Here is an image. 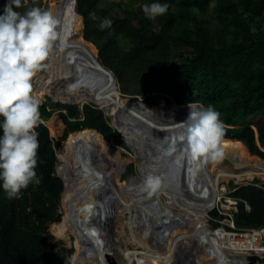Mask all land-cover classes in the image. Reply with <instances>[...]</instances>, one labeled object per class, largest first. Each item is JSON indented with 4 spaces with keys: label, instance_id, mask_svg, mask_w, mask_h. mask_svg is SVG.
I'll use <instances>...</instances> for the list:
<instances>
[{
    "label": "trees",
    "instance_id": "1",
    "mask_svg": "<svg viewBox=\"0 0 264 264\" xmlns=\"http://www.w3.org/2000/svg\"><path fill=\"white\" fill-rule=\"evenodd\" d=\"M8 2L0 0V15ZM134 3L138 7H130ZM148 3L167 4L168 10L149 19L142 9ZM53 4L63 42L54 46L47 73L34 77L33 92L39 100L45 93L62 102L118 93L111 78L98 70L103 67L113 73L119 90L130 93L126 85L131 82V94L151 93L149 98L164 100V109L188 102L211 105L225 125L224 151L236 152L231 177L249 175L264 181V0H53ZM41 5L42 0H21V7L14 10L23 14ZM90 12L99 19H90ZM105 18L112 26L102 30L99 24ZM119 98L110 112L116 118L129 105L128 99ZM93 103L40 105L41 117L48 120L40 121L36 129L40 147L35 170L41 182L30 183L19 198L8 199L0 181V264H68L73 249L57 250L48 230L49 222L61 218L63 179L56 172V140L85 128L96 129L107 141L121 134L104 109ZM231 195L239 199L234 213L238 227L264 224V183L236 185ZM212 216H219L218 211Z\"/></svg>",
    "mask_w": 264,
    "mask_h": 264
},
{
    "label": "bare ground",
    "instance_id": "2",
    "mask_svg": "<svg viewBox=\"0 0 264 264\" xmlns=\"http://www.w3.org/2000/svg\"><path fill=\"white\" fill-rule=\"evenodd\" d=\"M147 109L148 106L141 113L129 104L124 112H132L130 114L134 118L144 117L149 114ZM156 110L153 107V111ZM181 110L183 112H176L188 115L189 105ZM184 122L178 120L167 129L182 133ZM130 144L136 157L142 154L140 146L133 142ZM64 148V152L59 154L61 163L58 169L66 184L63 192L65 212L60 221L51 223V228L55 236L67 242H71L70 232L77 234L73 264H107L113 254L116 264H146L148 261L182 264L179 258L180 252L184 251L191 253L184 264H193L197 258L196 250L200 251V264L201 261L204 264H258L251 263L247 256V241H237L222 226L209 228L208 219L203 217L204 212L207 210L208 214V209L216 203H212L213 189L224 181L218 162L197 161L186 165V169L184 164L177 162V176L174 178H169L163 170H153L148 163L143 164L142 176L151 173L160 176L163 183L159 192L148 196L140 191L143 179L135 176L122 182L116 180L117 175L123 172L126 160L121 159L119 152L99 131L85 128L72 132L65 140ZM227 155L229 152L224 154L229 160ZM172 158L180 160L176 156ZM162 194L169 201L173 199L171 202L174 204L177 200L186 210L177 211L171 204L159 201ZM110 199L112 212H108ZM126 207L129 213L124 217L122 211ZM121 220L129 226L131 235L128 239L133 241V245L142 247L131 255L128 254L129 249L119 242L121 231L117 228Z\"/></svg>",
    "mask_w": 264,
    "mask_h": 264
},
{
    "label": "clouds",
    "instance_id": "3",
    "mask_svg": "<svg viewBox=\"0 0 264 264\" xmlns=\"http://www.w3.org/2000/svg\"><path fill=\"white\" fill-rule=\"evenodd\" d=\"M19 7L21 0H9L0 15V181L8 199L19 198L21 190L30 183L41 182L35 170L41 101L33 92L32 81L47 66L56 43L63 42L58 31L60 22L51 11L33 7L21 14L14 10ZM142 9L149 19H155L167 12L168 5L145 4ZM89 18L99 19L95 12H90ZM111 26L112 21L107 18L99 24L102 30ZM189 108L179 137L184 143V155L193 162L222 160L225 125L220 113L211 105L198 108L189 104ZM168 151L174 148L170 146ZM162 186L161 177L149 173L141 181L140 191L152 196Z\"/></svg>",
    "mask_w": 264,
    "mask_h": 264
},
{
    "label": "rangeland",
    "instance_id": "4",
    "mask_svg": "<svg viewBox=\"0 0 264 264\" xmlns=\"http://www.w3.org/2000/svg\"><path fill=\"white\" fill-rule=\"evenodd\" d=\"M112 1H117V0H112ZM26 3L27 2H25L24 4H26ZM151 4L152 3H148V5H151ZM131 6L138 7V3H134V4L130 5V7ZM39 8L42 11H46V9H48V11L52 12L54 10V8H55V4H53V0H42V5ZM123 45L128 47V44H123ZM46 64H47V61H46ZM47 69H48V65L42 71H40L39 73L44 75L45 73H47ZM101 69L102 68H99L98 70H101ZM32 83H33V89H34L35 86H36L35 78L33 79ZM118 87H119V85H118ZM126 88L129 89L130 93L122 92L118 88V91H119L118 93H114L111 96H106V97L100 98V99L99 98H95L93 96H87L86 95V99L89 100V101H84V102H88V103L95 102L97 104H95V103H93V104L101 105L104 109H107V111H109L108 115L106 114L109 117H111L110 112L112 111V107L114 106L115 102H117V99L119 97H123V98H126L128 100H135V97H136L137 99H140L141 101H143L147 105L155 107V108L162 107V105L164 104V100L161 99V98H156V99L149 98L148 96L151 93H145V94H135L134 93V94H131L132 91L134 92V89L132 88V83L131 82L128 83V85H126ZM153 94H155V93H153ZM40 101H41V104L42 103H46L47 105H50V103H52V102L63 103V102H61L59 100H54L53 97L51 95L47 94V93L42 95V99H40ZM91 101H93V102H91ZM72 104H78L79 107H82V102H75V103H72ZM40 121L41 122L44 121L45 123H48V120H44L42 117H41ZM68 136H67V138H68ZM67 138L65 140H67ZM119 140H121V142ZM58 141H60V139L56 140V152H57V158H58L57 162H58V168H59L60 167V163H61V159L59 157V154L64 152L65 148H64V143H62V144H60L58 146V144H57ZM108 142L110 143L111 147L114 150L119 152V155H120L121 159L126 160L123 172L120 173L119 175H117L116 180L118 182H120V181L122 182L123 179H129L130 177H133L135 175H139L140 178L143 179L145 176H142L141 173L139 172L137 157L135 156L134 151L125 143L124 138L121 136V134L118 137H113L111 139V141H108ZM228 152H229V155H227V157L229 156L228 159L230 160V162H227V159H225V156L223 157L222 160L218 161L219 173H220V176L224 179V181L219 182V184L215 187V189H213L212 203L214 201H217V195L219 193L220 187L225 186V188L229 192V191L233 190L236 187V185L247 184V183L251 182L252 180H256V184H258V185L264 183V181H262L259 177H256V176L255 177H251V176L247 175V176H244L242 178H232L231 177L232 172L236 171V167H235V164H234V160H235V157H236V152L233 151V150H227V151H224V154H227ZM251 154L252 155H256V154H253V153H251ZM256 156H258V155H256ZM262 159H264V158H262ZM120 177H121V179H120ZM250 178H252V179H250ZM63 199H64V196H63V194H61L60 203H59V207H58V212L59 211L61 212L60 213L61 219H62V217L64 215V212H65ZM158 200L161 201V202H164V203L171 204L173 206V208L176 209L177 211H185L186 210V207H184L182 204H180L177 200H176V204H174V202H171V201H173V199L171 201H169V198L167 199L166 195H164V194L159 195ZM212 203L210 205H212ZM112 204H113L112 203V199H110L109 200L108 212L113 209ZM227 209H228V207H225V209H223V210L221 209V210H222L223 213H226ZM128 210H129V208L126 207L122 211V215L124 217H126L128 215V213H129ZM213 210H215V208H212L208 212V214H207V210H206L204 212V216L203 217L206 220L208 219L207 220V224L209 225V228L210 227L218 228L219 225L214 226L213 222H212V221H214L212 219V211ZM51 223L52 222L48 223V230L53 235L54 241H56V243H57L56 244V249L60 250V248L62 246H65L67 248H72L73 252L71 254H69V256L67 257V262H68V264H73L72 262L74 260V253H75L76 245H77L76 241L78 239L77 238V234L70 232L69 234H70L71 242H67V240L55 236V234L53 233L52 228H51ZM223 225H225V224L224 223L221 224L220 227L223 226ZM117 230L119 232L121 231L120 237H119V242L121 243L122 246H124V248L129 249L128 250V254L131 255L136 250H141L142 249V247L140 245H133V243H132L133 241L128 239V236L131 235V233L129 231V226L127 225V222H125L124 220L123 221L121 220L120 221V225L117 228ZM122 232H123V234H122ZM181 233L184 234L182 231H181ZM187 239H188V237H187ZM191 244H192V242H191ZM191 244H190V247L192 248L193 245H191ZM189 251L191 252L192 250H189ZM190 254L191 253H189L187 251H184V253L180 252V258H179L180 263L184 264V262H186L187 258L190 257ZM195 255H196L195 257H197V258H196V260L194 258L195 262L193 264H200L199 263V258H198V256L200 255V251L196 250L195 251ZM113 256H114V254H113ZM113 256L112 257L110 256V259L107 260V264H116L117 261H115ZM146 264H156V263L154 261H148ZM159 264H172V262L168 263V262L163 261V262H160ZM201 264H204V263H202V261H201Z\"/></svg>",
    "mask_w": 264,
    "mask_h": 264
},
{
    "label": "water",
    "instance_id": "5",
    "mask_svg": "<svg viewBox=\"0 0 264 264\" xmlns=\"http://www.w3.org/2000/svg\"><path fill=\"white\" fill-rule=\"evenodd\" d=\"M102 71L108 75L111 80L114 88H118L117 80L113 73L103 67H101ZM62 102V101H61ZM63 103H75V102H63ZM128 104H131L135 109H138L141 113H144L143 109L145 107H149L147 109V113L143 115L144 117L138 116L134 118V115L131 116L132 112H122L120 111L117 115V118L111 114L110 120L111 124L121 133V136L124 138L125 143L135 151L134 147L130 144L131 142L140 146L143 150L142 154L137 155L138 160V169L139 172L142 173V165L148 163L152 169L163 170L164 173L168 175L169 178H174L177 176V162L181 165L184 164V169L190 164H193V161L190 160L183 153L184 145L183 141L180 140L181 131H172L167 128L172 124L176 123L178 120L185 121L188 115L178 114L176 111L183 112L181 108L185 105H193L196 107H204L201 103H181L174 104L170 109H163L162 107H158L156 112L153 111V107L147 105L140 99L136 100H128ZM84 103H82V106ZM99 107L103 108L101 105ZM105 113L108 115L109 111L104 109ZM187 111V110H186ZM132 113V114H130ZM147 117V119L145 118ZM93 129V128H90ZM96 130V129H95ZM131 140V142L129 141ZM65 140L58 141V146L64 143ZM108 142V141H107ZM173 147L174 151L169 153V148ZM172 156H176V159H180L179 161L173 160ZM230 162V160H227ZM187 165V166H186ZM56 172L63 179V192L65 189V179L62 176L61 172L58 169V162L56 164ZM189 173V172H188ZM62 192V194H63ZM213 208L210 207L208 211ZM59 213H61L59 211ZM250 259L251 263H258L262 258L260 254H250L247 255Z\"/></svg>",
    "mask_w": 264,
    "mask_h": 264
},
{
    "label": "built area",
    "instance_id": "6",
    "mask_svg": "<svg viewBox=\"0 0 264 264\" xmlns=\"http://www.w3.org/2000/svg\"><path fill=\"white\" fill-rule=\"evenodd\" d=\"M235 189L236 187L228 192L225 186L220 187V194L215 205H213V208L218 211L219 216H212V219L220 222V225L224 223L225 225L222 227L231 232L237 241H247L248 247L245 249L247 253L260 254L262 258L259 260L258 264H264V224L252 228H240L236 225L234 213L238 210L237 204L239 199L231 195V192ZM244 204L246 209L250 208L246 200H244ZM225 207H228V209L226 213H223L222 210L225 209ZM220 225L218 227H220Z\"/></svg>",
    "mask_w": 264,
    "mask_h": 264
}]
</instances>
